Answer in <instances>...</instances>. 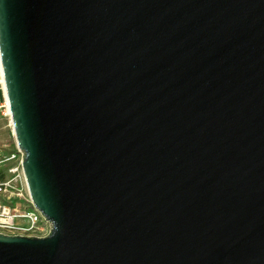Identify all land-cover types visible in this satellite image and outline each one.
Masks as SVG:
<instances>
[{"label":"water","instance_id":"water-1","mask_svg":"<svg viewBox=\"0 0 264 264\" xmlns=\"http://www.w3.org/2000/svg\"><path fill=\"white\" fill-rule=\"evenodd\" d=\"M0 60V264H264V0H0Z\"/></svg>","mask_w":264,"mask_h":264},{"label":"built area","instance_id":"built-area-1","mask_svg":"<svg viewBox=\"0 0 264 264\" xmlns=\"http://www.w3.org/2000/svg\"><path fill=\"white\" fill-rule=\"evenodd\" d=\"M0 69H2L1 60ZM0 110L8 114L4 77L0 82ZM18 151L21 153L19 149ZM12 156L14 157L15 154ZM16 171L17 168H10L8 172L12 175L0 179V233L44 236L49 232L50 223L34 207L28 190L27 196L24 197L23 191L16 184L18 178Z\"/></svg>","mask_w":264,"mask_h":264},{"label":"rangeland","instance_id":"rangeland-1","mask_svg":"<svg viewBox=\"0 0 264 264\" xmlns=\"http://www.w3.org/2000/svg\"><path fill=\"white\" fill-rule=\"evenodd\" d=\"M17 148L10 116L0 110V179L12 175L8 172L10 168H17L16 174L18 178L16 184H18L23 191L24 197H26L27 187L22 174V166H20V158L22 155ZM13 154H15L14 157L12 156Z\"/></svg>","mask_w":264,"mask_h":264},{"label":"snow or ice","instance_id":"snow-or-ice-1","mask_svg":"<svg viewBox=\"0 0 264 264\" xmlns=\"http://www.w3.org/2000/svg\"><path fill=\"white\" fill-rule=\"evenodd\" d=\"M2 81H3V70L0 69V82H2Z\"/></svg>","mask_w":264,"mask_h":264},{"label":"bare ground","instance_id":"bare-ground-1","mask_svg":"<svg viewBox=\"0 0 264 264\" xmlns=\"http://www.w3.org/2000/svg\"><path fill=\"white\" fill-rule=\"evenodd\" d=\"M8 114H9V109H8Z\"/></svg>","mask_w":264,"mask_h":264}]
</instances>
